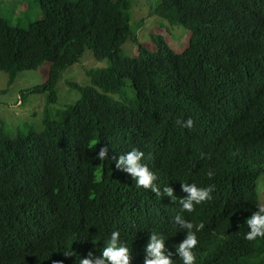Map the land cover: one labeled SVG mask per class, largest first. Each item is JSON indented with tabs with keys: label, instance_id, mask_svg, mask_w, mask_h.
<instances>
[{
	"label": "trees",
	"instance_id": "trees-1",
	"mask_svg": "<svg viewBox=\"0 0 264 264\" xmlns=\"http://www.w3.org/2000/svg\"><path fill=\"white\" fill-rule=\"evenodd\" d=\"M130 1L37 0L42 15L28 28L0 15V71L8 83L48 63L44 81L20 90L22 100L46 94L42 128L27 124L14 137L0 131V264H79L98 254L113 230L129 247V264H143L150 231L165 237L179 264L174 245L184 233L171 222L178 203L135 188L115 167L112 158L132 148L150 157L156 182L178 199L186 195L180 182L214 185L211 200L182 213L203 225L195 264H264V238L243 239L244 220L264 204L257 193L264 174V0H159L153 13L189 33L181 52L162 41L155 51L137 43ZM128 39L138 44L133 57L121 51ZM85 48L108 66L90 69L89 85L69 83L79 96L51 112L60 72ZM126 80L135 97L116 101L112 94H122ZM189 117L191 128L177 124ZM100 147L107 150L102 166Z\"/></svg>",
	"mask_w": 264,
	"mask_h": 264
},
{
	"label": "rangeland",
	"instance_id": "rangeland-1",
	"mask_svg": "<svg viewBox=\"0 0 264 264\" xmlns=\"http://www.w3.org/2000/svg\"><path fill=\"white\" fill-rule=\"evenodd\" d=\"M159 0H131L129 24L135 33L137 43L146 49L155 51L159 41L164 42L175 52H181L187 45L189 33L184 26L171 22L169 18L161 17L156 12ZM0 15L7 18L12 25L28 28L29 24L42 15L37 0H0ZM126 40L121 51L133 57L137 54L138 44ZM108 66L106 58L97 59L90 49L85 48L82 55L73 64L60 72L55 83L57 102L51 106L54 109L62 108L72 103L79 91L70 87L69 83L89 85L90 69L105 68ZM48 63L42 62L36 69L20 71L12 83H8L7 74L0 71V131L14 137L17 133L26 132V125L34 129H41L42 108L45 103V93H30L24 100L20 90L40 83L47 77ZM122 96V97H121ZM113 99L130 102L135 97L130 80H126L123 93L112 94ZM259 183V184H258ZM264 202V174L257 180V191ZM259 195V194H258Z\"/></svg>",
	"mask_w": 264,
	"mask_h": 264
},
{
	"label": "clouds",
	"instance_id": "clouds-1",
	"mask_svg": "<svg viewBox=\"0 0 264 264\" xmlns=\"http://www.w3.org/2000/svg\"><path fill=\"white\" fill-rule=\"evenodd\" d=\"M258 114L264 118L263 113ZM177 124L181 128H191L193 120L189 117L183 120V122L177 120ZM96 144L97 140L92 139L88 145L89 149H92ZM106 155L107 150L105 147H100L95 153V158L101 162V166ZM201 155L203 156V154ZM149 158L145 156L143 151L132 148L127 152L118 154L112 159H114L117 169L129 174L132 181H135V188L151 191L159 197L163 193L178 203L179 211L171 217V222L183 230L184 236L178 244L174 245V251L179 259V264H195L196 256L193 249L197 245L196 232L203 225H194L190 220L184 219L182 213H191L193 212L194 205H200L206 200H211L214 185L201 187L195 183L180 182V189L186 195L178 199L173 195L171 187L159 185L156 182V174L150 170L148 164L145 162ZM99 174L100 169L97 171V178H99ZM207 175L211 177L213 173L208 171ZM257 193L260 196L259 190ZM244 223L246 224L247 231L243 233V239L254 241L258 238H264V204H259L256 210L252 211L251 215L244 220ZM164 240L165 237L157 231H150L148 233L147 241L143 246V264H174L173 260L170 259L172 253L165 249ZM103 243L104 246L98 254L89 252L85 258L79 259V264H129V247L120 238L119 230L111 231L107 238L103 240ZM63 255L67 257L72 255V252L71 250H65ZM56 264H60V262H56Z\"/></svg>",
	"mask_w": 264,
	"mask_h": 264
}]
</instances>
